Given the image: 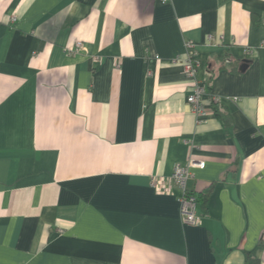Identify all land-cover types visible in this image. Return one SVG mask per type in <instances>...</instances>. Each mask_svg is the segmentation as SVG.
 <instances>
[{"label":"crops","instance_id":"obj_1","mask_svg":"<svg viewBox=\"0 0 264 264\" xmlns=\"http://www.w3.org/2000/svg\"><path fill=\"white\" fill-rule=\"evenodd\" d=\"M191 158L189 191L213 186L200 224L169 182ZM251 257L264 264V0H0V264Z\"/></svg>","mask_w":264,"mask_h":264},{"label":"built area","instance_id":"obj_2","mask_svg":"<svg viewBox=\"0 0 264 264\" xmlns=\"http://www.w3.org/2000/svg\"><path fill=\"white\" fill-rule=\"evenodd\" d=\"M78 46L81 49H85L81 42H78ZM187 47L190 52L187 53L183 60L185 73L193 81V91L188 96V102L192 105V109L199 115L206 113L207 108L204 102V95L206 92V85L202 83L198 78V71L200 68V60L197 52L195 51V45L193 43H187ZM216 100L211 98L210 100ZM191 167H205V161L196 158L189 159L186 163H177L174 167L173 173L169 182L177 184L181 190L182 195L180 198V217L183 224H200L201 216L197 213V199L196 196L191 194L187 188L188 179L191 177ZM168 181L162 180L160 177L154 176L152 183L160 190L166 192L170 191L168 187Z\"/></svg>","mask_w":264,"mask_h":264},{"label":"trees","instance_id":"obj_3","mask_svg":"<svg viewBox=\"0 0 264 264\" xmlns=\"http://www.w3.org/2000/svg\"><path fill=\"white\" fill-rule=\"evenodd\" d=\"M212 187H213V186H212V184H211V185L208 187V189H207L205 192H203V194H201V195H198V194L196 193V191H190V193L196 196V199H197V202H198V203H199L200 201H202L203 204L206 206V203H207V200H208V196H209V193H210ZM249 260H250V259H249ZM250 263H252V264H259L258 260L255 259L254 257H251V262H250Z\"/></svg>","mask_w":264,"mask_h":264}]
</instances>
